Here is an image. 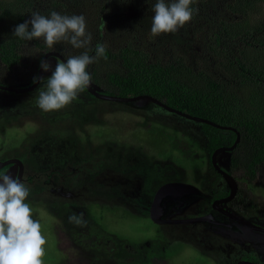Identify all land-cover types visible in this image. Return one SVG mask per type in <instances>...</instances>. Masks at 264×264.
Returning a JSON list of instances; mask_svg holds the SVG:
<instances>
[{"label":"rangeland","instance_id":"1","mask_svg":"<svg viewBox=\"0 0 264 264\" xmlns=\"http://www.w3.org/2000/svg\"><path fill=\"white\" fill-rule=\"evenodd\" d=\"M109 1L107 0L106 4ZM132 1L139 7L141 5L139 11L132 5L124 6L121 0L118 2L117 10L120 11L124 8L125 16L128 19L148 16L142 20L141 36L146 41L149 40L150 36L154 40L162 38L165 34L159 36L151 35L152 12L147 13L149 10L145 11L147 7L142 4V0ZM168 1L170 2V0ZM224 1L226 0H219L220 3ZM81 2L85 11L91 10L87 14L89 21L86 20V31L90 33L93 31L92 34L97 35L96 38L105 40V27H101L104 22L106 23L105 15L100 13V16H98L94 12L98 9V6L97 9H89V6L93 4L92 0H81ZM97 2L102 3L101 0H97ZM44 7H42V10H45L48 16L52 11H55L54 9L52 11L49 10V6ZM99 20L101 23L99 30H97L95 26ZM199 24H203V20L199 19L196 22L191 20L184 27L187 28L191 25L196 27ZM181 29L179 28L176 32L181 31ZM186 32L190 36L187 40H193L192 51L202 55L207 41L206 27L198 32L193 31L196 34H191V28L186 29ZM106 34L108 35L106 40L113 43L115 38L111 35L112 32H109L108 29ZM56 45L67 49L70 56H75L78 50L66 42ZM27 63L30 64L31 61H27ZM49 63L51 68L46 71L43 80L52 75L57 60L50 59ZM87 70L89 71V67ZM24 75H27V72L17 68L11 74L0 76V81L19 82ZM41 87L42 81L39 87L32 92V96H37L38 89ZM83 94L80 93L76 100L60 110L44 112L39 107L37 108V111L40 112L43 119L47 122L56 120L57 132L50 130L52 127L50 124L44 128L35 126V129L29 132L16 131L14 128L7 131L4 124L0 126V157H10L14 154H19L25 160L31 153L40 156L41 165L38 167L39 172H33V174L45 175L47 195L43 194L41 198L40 195H35L36 197L30 196L26 203H29L32 208L33 219L40 221L42 234L47 240L44 246L43 264H95L96 261H102L104 264H120L106 259L107 255L112 253L113 247L118 248L124 244L133 245V248L143 250L145 259L149 260L154 246V253H156L157 249H163V246H167L170 243L168 239H188L187 232L180 233L178 230L180 227L174 225L164 226L166 231L167 229L172 231H170L168 239L158 242L157 239L159 237L155 235L153 225L157 226L156 222H159V219L156 221L151 213L147 215L146 212L139 211L141 207L135 204L132 199H123L121 197L108 199L101 193L102 189L99 186L101 184L106 190H109L112 185H117L123 189L124 196L131 197V190H135L134 194H138L137 190L139 189L144 190L147 188L155 192L159 185L156 186V181H149V179L159 180L161 176L160 180L162 181L164 178L177 175L184 181V184L197 189L199 192L205 188V191H207V187H214L218 183H221L223 190L227 189L224 181L215 176L208 166V162H210L206 146L208 138L201 126L198 123L173 115L153 104H124L102 101L100 99L86 102L83 99ZM8 99L10 100L9 102ZM79 101L83 102L84 105V112L82 113L84 122H80L74 116L75 106ZM19 103L17 99H11V97H6L0 93V106H3L0 110V122H4V118L9 115V112L17 113ZM49 130L51 136L54 134L58 135V141L53 140L52 142L47 138L49 137ZM50 142L54 146L52 144L47 145ZM67 142H70L69 145L73 142L77 146L75 149L69 150ZM33 144H36L35 147H32ZM56 147H62L63 150L59 151ZM90 161L95 163L100 161L103 165L100 171L93 175L91 181L87 178L89 183H83L81 180L86 178L85 172L93 169L89 166ZM69 164H71V168L68 166ZM81 167L82 172L78 171L74 174V170ZM134 168H136L137 175L133 173ZM257 173L255 183H251L248 182V178L243 176L244 172L240 170L239 181L246 186V197L254 196L253 199L255 198L254 201L257 204L255 208L259 207L255 213L249 214L246 212L244 216L260 222L263 221L260 215L264 213V169H259ZM73 174L72 181L70 176ZM126 178L131 179L128 181ZM140 179H144V181H140ZM26 185L31 191L33 184L29 182ZM49 191L51 194H49ZM196 198V196H191L190 194L188 198L180 200V202L183 201L182 203H184L187 201L186 204H191ZM58 199L63 202V206L59 205ZM177 205L179 204L175 205L168 198L165 199L163 204L165 210L162 214L158 213L157 217L167 219L176 216L180 213V210L175 208ZM81 213L85 222L83 225L69 222V216L73 214L80 216ZM206 224L207 226L210 225V223ZM223 226L227 225L219 223L209 227V229H215L220 234L221 240L226 238L237 239L239 240L238 245L239 243L241 244V240H245L242 237H236L233 230L229 227ZM158 228L160 227L158 226ZM69 229H72L74 233L75 230L79 232L78 237L82 244L78 247L79 252L86 251L89 254L88 260L85 253H78V248L71 250L70 254L74 256L71 258H76L79 262L68 261L64 257L63 245L65 246L67 243L69 248L71 244L75 246L71 239L67 237ZM88 234H92L93 242H90ZM171 234H175V237H172ZM163 237L167 238V236ZM246 240L250 243L248 238ZM157 244L162 245V247H157ZM228 244L230 243L228 242ZM182 249L184 251V248ZM223 249L229 250V246L227 248L223 247ZM187 251L189 253H184V256L181 253L169 259L171 261H166L171 257L166 249L165 252L169 254L162 257L161 260H164L162 261L163 264H183L186 260V264H199L196 260H192V257L195 254L197 255L198 250L195 251L194 248H190ZM238 252L239 249L233 247L232 254L237 255ZM191 254L193 255L192 257ZM102 255L104 256L102 257ZM201 263L208 264L203 261Z\"/></svg>","mask_w":264,"mask_h":264},{"label":"trees","instance_id":"2","mask_svg":"<svg viewBox=\"0 0 264 264\" xmlns=\"http://www.w3.org/2000/svg\"><path fill=\"white\" fill-rule=\"evenodd\" d=\"M119 1L106 4L107 0H101L100 4L92 0L89 6H98L94 12L105 15V40L87 31L92 35L91 43L75 55L87 51L95 56L97 44L105 46L107 55L106 60L101 57L91 64V80L107 94L150 95L171 108L235 128L241 140L232 153L233 168L242 170L243 176L255 183L258 170L264 169V0H193L192 22L200 19L203 24L187 29L196 34L193 31L206 27L202 55L192 51L193 40H187L186 28L184 37L174 32L144 40L138 21L119 17L124 13L117 10ZM155 3L142 0L148 7L145 11L153 15ZM44 6L61 15H83L89 21L91 10L85 11L81 0H0V76L31 66L34 80L43 55L58 50L57 45L49 48L42 38L28 41L14 36L16 26L30 20L33 13L48 16ZM134 7L140 10L141 5ZM108 29L115 38L113 43L106 40ZM62 54L70 56L68 51ZM200 125L211 152L232 145L236 139L234 133Z\"/></svg>","mask_w":264,"mask_h":264},{"label":"flooded vegetation","instance_id":"3","mask_svg":"<svg viewBox=\"0 0 264 264\" xmlns=\"http://www.w3.org/2000/svg\"><path fill=\"white\" fill-rule=\"evenodd\" d=\"M121 2L123 3L124 6H127V5L135 6V4L132 0L131 1L130 0H121ZM146 7H147V5H146ZM121 10L124 11V8H122ZM137 11H139V10L137 9ZM147 13H151V11H148ZM119 17H125L126 18L125 12L122 13V15H120ZM145 17H148V16H140L137 19H135V18L134 19L126 18V19L127 20H134L135 23L139 22L140 25L137 27V29H139L143 25L142 19L144 20ZM140 18H142L141 21H140ZM184 28L185 27H182L181 31L176 32V34L184 37L183 36ZM140 31L142 32V28H140ZM204 48H205V46H204ZM57 49L58 50H50L48 52H51V51L57 52V53L61 54L65 59H67V57H65L62 54V53L67 54V49L59 48V47ZM44 55H43V57H44ZM50 59H56V58H50ZM56 60H57V62H60L59 59H56ZM47 62L49 63V61H47ZM21 69L25 70L27 72V75L22 76L19 82L11 83L12 81H6L7 82L6 83L5 81H0V86H2V87H13V88H17V89H26V88L32 86L36 82V79L38 77L40 64H39V68H38V71H37V74H36V77L34 80H32V79L35 75L32 74L31 66L30 67L26 66L25 68L22 67ZM90 70H91V65L89 66V71L88 70L87 71L90 73L91 72ZM45 74H46V71L44 72V77H45ZM91 84L94 87H96L97 89H99L100 92L105 94V95L117 96V95L107 94L106 89H103L102 87L97 86L96 84H94V82L92 80H91ZM39 85L37 87H35L33 90L28 91V92H12V91H8V90L0 89V91H2L0 93L4 94L6 97L9 96V97H11V99H14V100L17 99L18 102H20L18 105L17 113L14 114V112H11V113L9 112V115L6 118H4L5 119L4 122H0L1 123L0 126L2 124H4L7 131L14 128L16 131L22 130V131L29 132L31 130H34L35 126L36 127L41 126L42 128H44L48 124H50V125H52L50 130H54V132H57L56 120L54 119L53 122H47L45 119H43L40 112L37 111V108H38V106L36 104V97L37 96H32L33 95L32 92H34L39 87ZM82 93H84L83 99H85L86 102H88L89 100H92V98L89 97L90 93L88 92L87 89L85 91H83ZM90 95L93 97L94 100L95 99L99 100V98L93 96L92 94H90ZM30 96H32V97L30 98ZM139 96H141V95H139ZM148 96H150V95H148ZM117 97H120V96H117ZM133 97H136V96H133ZM122 98H128V97H122ZM9 101L10 100L8 99V102ZM102 101H107V100H102ZM109 102H114V101H109ZM145 103H148V101H146ZM124 104H128V103H124ZM149 104H152V103H149ZM153 105H155V104H153ZM155 106H157V105H155ZM75 107L77 108V109L75 108V114H74L75 118L77 120H79L80 122H84L83 121L84 118H83V114H82L84 112L83 102H81V101L77 102ZM85 107H86V105H85ZM157 107H159V106H157ZM2 108H3V106H0V110ZM169 113H171V112H169ZM86 114H88V112H86ZM171 114L176 115L174 113H171ZM178 117H181V116H178ZM181 118H183V117H181ZM183 119H185V118H183ZM185 120H188V119H185ZM189 121H191V120H189ZM192 122H194V121H192ZM200 124L201 123H198V125H200ZM224 127H227V126H224ZM233 129H235V128H233ZM50 130L48 131L49 137H47V138L50 139L52 142H53V140L58 141V135L54 134L53 136H51ZM220 130L224 131L225 133H227V132L234 133L236 135V139H237V133H239V135H240V132L236 129L235 130L237 131V133L235 131H231V130H222V129H220ZM204 134H205V132H204ZM236 139H235V141H236ZM240 140H241V135H240ZM235 141L233 142V144L235 143ZM56 143H58V142H56ZM71 143L73 145L72 144L69 145L70 142H67L69 150L75 149V147L77 146L75 143H73V142H71ZM48 144L53 145V143H51V142L47 143V145ZM233 144L232 145H223V146L215 149L213 152H211V149L209 147V142L206 145L208 152H209V159H210V162H208L209 163L208 166L211 168L212 173L215 176L221 178L224 181V183L226 184V187H227V189H225V190H223L221 188V183H218L214 187H212V186L210 187L208 185L209 187H207V191H205L206 190V188H205L204 190L202 189L201 192H203V193H201L197 189L191 188L187 184H184V181L177 175H172L168 178H164L162 181L160 180L161 176L159 177V180L154 179V178L149 179V181L155 180L156 186L159 185V187L155 190V192L151 191V190H149V188H147L144 190L139 189V190H137L138 194H134L135 190H131L130 191L131 197H127L126 195L124 196L123 189H121V187H119L117 185H115V186L112 185L109 190H106L105 187L101 186V184H100L99 188L102 189L101 193L105 197H107L108 199H110V198L118 199L120 197L123 199H132L135 202V204H137L139 207H141V208L138 207L139 211H143V213L146 212L147 215L151 213L152 217L156 221H158V219H159V222H156L157 226L153 225V227L155 228V235L157 237H159L157 239L158 242H161V240H164V239H168V236L171 233L170 231H172V230H168V229L166 231V228H164V226H174V225L178 226V227H180L178 229L180 231V233L187 232L186 235L188 237V239L184 238L182 240L181 239H173V240L168 239V241H170V243L167 246H163V249H160V250L157 249L156 253H154V251H155V246H154V249L152 251V255L150 256L149 260L145 259L144 255H143V252H144L143 250H138L136 248H133V245L131 246L128 244H124L123 246L121 245L118 248L113 247L112 253L110 255H107L106 260H111L113 262L120 263V264H122V263H125V264L126 263L127 264H134V263H137V264H163L162 261H164V260H161V258L165 257L167 254L170 253L171 257H169L166 261H171L169 259L174 258V256L179 255L181 253H182V256H184V253H186V252L189 253V251H187V250H189L190 248H194V250L195 251L198 250L199 253L197 252V255L195 254L194 257H192L193 255L191 254V257H192V260H196V262H198L199 264H202L201 263L202 261L204 263H208V264H219V263H224V264H244V263L264 264V213L262 215L259 214L263 218V221H260V222L259 221L256 222L251 217L244 216V214H246V212H248L249 214L255 213L259 207L257 209L255 208V207H257V204L254 201L255 198L253 199L254 196H251L250 198L246 197V186L242 182L239 181L240 171L237 168H233V165H232V153L236 149V147L238 146L239 143L237 144V146L235 147V149L233 151L222 152L217 156L216 165L218 168H216L214 166L213 161H212V156L216 150H218L220 148H230L231 146H233ZM35 145L36 144H33L32 147H35ZM56 148H58V147H56ZM64 148H66V147H64ZM58 150L61 151V150H63V148L59 147ZM39 157L40 156H38L37 154H33V153H31L30 156L26 157L25 160L19 154H14L10 157H0V166L3 165L0 168V175H3V174L11 175L14 178L21 180L25 184L31 182L33 184V186H32V190L30 191L29 198H30V196L36 197L35 195H40V198H41V197H43L41 195H43V194L47 195V187H46L47 180L45 179V175L43 176V174H38V175L33 174V172H39L38 167L41 165V160H39ZM89 164H90L89 166H91L93 169L85 172L86 178L81 180V181H83V183H89V180L91 181L93 179V175H95L96 172H99L100 168L103 165L100 161H97L96 163L94 161H90ZM68 166L71 168V164H69ZM135 169L136 168H134L133 173H134V175H137V171ZM219 169L224 171L225 173H228L237 183V190H236V193L234 194L233 197H230L231 194L233 193L232 184L229 182V180H227L224 177L223 174H221ZM81 170H82V167L79 169H75L74 174L78 171H81ZM145 171L147 172V170H145ZM74 174L70 176L72 181H73ZM126 179L128 181H130L131 178H126ZM140 181H144V179H140ZM248 182H250V181H248ZM251 183H254V182H251ZM176 184L184 185V186H181V188H183V189L169 190L166 194H163V196L161 195V197L158 198V193H159L158 191H160L164 187L170 186V188H171ZM39 191H41V192L37 193ZM49 194H51L50 191H49ZM190 194H191V196L193 195V196L197 197L193 203L186 204L187 201L184 203H182L183 201L180 202V200L188 198L190 196ZM167 198L172 203L174 202L175 205L179 204L175 208H176V210L179 209L180 213L177 214L176 216H173V217H170L167 219H160L161 217L158 218L157 214L158 213L162 214V212L165 210V208L163 207V204L165 202V199H167ZM217 201L218 202L221 201L217 205V207L219 209L215 208V203ZM57 202L59 203V205L63 206V202L61 200L58 199ZM224 212H226L227 214L229 213L230 215L236 216L237 219L227 216ZM206 223H210V225L207 226ZM219 223L227 225V226H223V227H229L231 230H233L234 235H236V237H242L245 240H241V244L239 243V245H238L239 240H237V239L232 240L230 238H226L224 240H221L220 234L215 229H209V227H211L213 225H218ZM158 226L160 228H158ZM152 230H154V229H152ZM178 230H176V231H178ZM261 230H263V231H261ZM68 231L69 232L67 234V237L71 239V241L75 244V246H72V244H71V246L69 248L67 246V243L65 244V246L63 245L64 253H65L64 257L67 258L68 261L73 260V261L79 262V260H77L76 258H71L74 256H71V254H70L71 250L77 249L79 246L82 245L80 243L81 242L80 238L78 237L79 232L77 230H75V233H74L72 229H69ZM225 233L228 234L227 232H225ZM88 235L90 236V239H89L90 242H93L94 238H92V234H88ZM171 235H172V237H175V234H171ZM163 236H167V238H165ZM244 236L250 240V243L246 240V238ZM228 242L230 244H228ZM227 246H229V250L223 249V247L227 248ZM157 247H162V245L157 244ZM172 247H174V248L172 249ZM233 247H236L239 249V252L237 253V255L232 254ZM182 248H184V251ZM166 249L169 251V253L165 252ZM181 251H183V252H181ZM78 253H80V254L85 253L86 257H87L86 259L88 260L89 254L86 251L85 252H83V251L79 252V248H78ZM103 256L104 255H102V257ZM78 259H80V258H78ZM137 259H139V260L137 261ZM186 263H187V260H186V262H183V264H186ZM70 264H75V263H70ZM95 264H104V262L102 263V261H96Z\"/></svg>","mask_w":264,"mask_h":264},{"label":"clouds","instance_id":"4","mask_svg":"<svg viewBox=\"0 0 264 264\" xmlns=\"http://www.w3.org/2000/svg\"><path fill=\"white\" fill-rule=\"evenodd\" d=\"M193 0H156L152 10L151 35L174 33L193 18ZM31 26V27H29ZM102 28L106 27L105 22ZM14 36L22 40L43 39L49 48L66 42L76 49L87 48L92 35L86 31L83 15H61L52 11L49 16L33 13L31 19L14 29ZM107 59L103 44L96 45L95 56L87 51L57 62L52 75L42 80L38 89L37 106L44 112L60 110L70 105L91 84L88 67L99 58ZM45 71L50 63L41 61ZM29 187L11 175H0V264H43L44 246L39 220L33 219L32 208L26 203ZM83 214L69 216V222L83 225Z\"/></svg>","mask_w":264,"mask_h":264},{"label":"water","instance_id":"5","mask_svg":"<svg viewBox=\"0 0 264 264\" xmlns=\"http://www.w3.org/2000/svg\"><path fill=\"white\" fill-rule=\"evenodd\" d=\"M50 58H56V59H59L60 61H64L66 62V59L59 53L57 52H47L44 57L42 58L41 61H49ZM44 72L45 70L41 67V63H40V69H39V72H38V77L36 79V82L26 88V89H17V88H13V87H2L0 86V89L2 90H8V91H12V92H28V91H31L33 90L35 87H37L43 77H44ZM88 92L90 94H92L93 96L101 99V100H107V101H114V102H118V103H128V104H135V103H145L146 101H148V103H152V104H155L161 108H163L164 110L168 111V112H171V113H174L178 116H181L185 119H188V120H191V121H194L196 123H201V124H208L210 126H213L215 128H218V129H222V130H231V131H235L237 133V131L231 127H223V126H220L214 122H211L207 119H204V118H200V117H197V116H192L190 114H187L185 112H182V111H179L177 109H174V108H171L169 106H167L166 104L162 103L161 101L151 97V96H148V95H141V96H136V97H128V98H122V97H117V96H109V95H105L103 93L100 92L99 89H97L96 87H94L92 84H90V86L87 88ZM240 141V135L239 133H237V139L235 141V143L233 144V146H231L230 148H220L218 150H216L212 156V161H213V164L216 168L217 165H216V158L217 156L222 153V152H231L235 149V147L237 146V144L239 143ZM3 165L0 166V168L2 167ZM219 171L221 172V174L224 175V177L229 180V182L232 184V187H233V193L231 194L230 197H233L234 194L236 193V190H237V183L235 182V180L228 174V173H225L224 171L220 170ZM180 186V187H179ZM181 186H184V185H181V184H176L174 185L173 187L170 188L169 187H164L163 189H161L158 193V198L161 197V195L163 196V194H166L169 190H175V189H183L181 188ZM221 202V201H219ZM219 202L217 201L215 203V208L216 209H219L217 207V205L219 204ZM227 216L229 217H233V218H236V216H233V215H230L229 213L227 214L226 212H224ZM237 219V218H236ZM263 231V230H261ZM244 264H248V263H244Z\"/></svg>","mask_w":264,"mask_h":264}]
</instances>
